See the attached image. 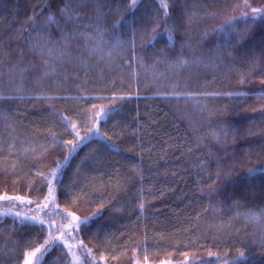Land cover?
<instances>
[{"label": "trees", "instance_id": "trees-1", "mask_svg": "<svg viewBox=\"0 0 264 264\" xmlns=\"http://www.w3.org/2000/svg\"><path fill=\"white\" fill-rule=\"evenodd\" d=\"M164 2L0 0V264H264V0Z\"/></svg>", "mask_w": 264, "mask_h": 264}, {"label": "snow or ice", "instance_id": "snow-or-ice-1", "mask_svg": "<svg viewBox=\"0 0 264 264\" xmlns=\"http://www.w3.org/2000/svg\"><path fill=\"white\" fill-rule=\"evenodd\" d=\"M65 2H66V8L63 10L62 15L68 21H71L73 24L78 23V19L73 15L72 5L75 4V3H83L84 0H65ZM135 5H136V0H132V6H135ZM161 7L165 10L163 12V16L164 17H168L169 16V13L167 12L168 4L166 2H164V0H162ZM251 11H252L253 15H255V14L264 15V13H262L261 9L253 8ZM48 19H49V21H51L52 18L49 17ZM152 31H153V33H155V27H153ZM166 31L168 33V39H169V41H171L173 39V30L169 28V29H166ZM65 39H67V37H65ZM152 39H155V35H153ZM117 47H124V42L118 40L117 41ZM181 63H183V62H181ZM2 96H3V93L0 92V97H2ZM92 107L95 108L96 105H93ZM110 114H111V109H109L108 111H105V110L102 109L96 115L98 117H102L104 119H107ZM60 119L62 121L63 126H65L66 128H73L74 129L76 127L75 124H73L69 120L68 117L60 115ZM98 123H99L98 119H95V118L92 119L91 122L86 125L87 131L90 134H92L93 130L96 129L95 134L98 135L99 131H98V128H96V125ZM89 138H90L89 136L81 137L80 134H79V131H76L75 132V139H68V140H65V141H58V140H56L53 137V140H54V143L60 144L62 147L65 144L71 145V149H70V153H69L71 155V152H74V151H76L79 148L80 142L87 141ZM25 151H27V149H25ZM37 175L38 176H44V174L39 173V172L37 173ZM55 178H56V171H51L47 176H44V179H46L48 181L47 196L45 197L44 202H43V208L44 209H47L50 203L53 205L54 209L59 208V205L55 203L56 197L54 195L53 187H52V182L55 180ZM0 200L20 201L21 203H27V204H32L33 203V201L26 200L23 196H11L10 197V196L5 195V196H0ZM37 206L39 207V205H37ZM140 207H141V209H143V204L142 203H141ZM61 212H63V210H61ZM8 215H10V213H8V212L0 213V228L3 227L4 221H5V219L7 218ZM19 215H20L19 213H15V216L19 217ZM52 215H53V213H49V212L45 213V216H48V217H51ZM24 219H27V220H29V221H31L33 223H38L41 226H43L46 223L45 219L40 218L39 213H35L33 215L27 216ZM65 219L68 221L66 227L69 228V229L73 228L74 222H76L77 225L80 224V223L86 224L88 222L87 220L81 221L78 216H76L75 214H73L71 212L66 213ZM250 219L253 220V221H259L261 219V217L254 214V215H252L250 217ZM20 222L23 223L24 222L23 219H21ZM53 223H54V221H53ZM9 227L13 228V227H15V224L14 223L9 224ZM64 227H65L64 225H61V228L56 230V232L58 234L57 235H53V233L51 231V226H50V228H49V236H48V239L45 240V245L49 244L50 242L60 241L61 243L64 244L65 247H67L69 249V251H71L72 248H73V245L69 244L63 238L64 237V231H63ZM69 235H71V233H69ZM80 244L82 245L83 242L80 241ZM40 252H41V248L37 247L33 252L28 254L29 258L24 261V264H32V257H35L36 254L40 253ZM72 254H73V256H75V253H72ZM89 254H91V253H89ZM76 259H77V261L79 260L78 257H76ZM224 264H227V262H224Z\"/></svg>", "mask_w": 264, "mask_h": 264}, {"label": "rangeland", "instance_id": "rangeland-1", "mask_svg": "<svg viewBox=\"0 0 264 264\" xmlns=\"http://www.w3.org/2000/svg\"><path fill=\"white\" fill-rule=\"evenodd\" d=\"M254 214L260 216L261 219L259 221L251 220L250 217ZM236 216L244 220L246 223L252 224L254 227L253 236L256 237L259 241H264V210L263 211L245 210L242 212H238Z\"/></svg>", "mask_w": 264, "mask_h": 264}]
</instances>
